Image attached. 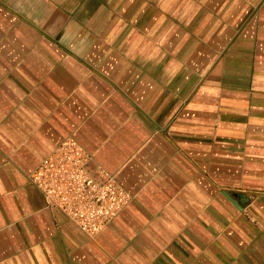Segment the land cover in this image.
<instances>
[{
	"label": "crops",
	"instance_id": "obj_1",
	"mask_svg": "<svg viewBox=\"0 0 264 264\" xmlns=\"http://www.w3.org/2000/svg\"><path fill=\"white\" fill-rule=\"evenodd\" d=\"M70 136L95 236L30 178ZM0 264H264V0H0Z\"/></svg>",
	"mask_w": 264,
	"mask_h": 264
},
{
	"label": "built area",
	"instance_id": "obj_2",
	"mask_svg": "<svg viewBox=\"0 0 264 264\" xmlns=\"http://www.w3.org/2000/svg\"><path fill=\"white\" fill-rule=\"evenodd\" d=\"M89 153L70 136L30 174L48 205L63 211L83 232L95 236L130 202L116 178L88 167Z\"/></svg>",
	"mask_w": 264,
	"mask_h": 264
}]
</instances>
